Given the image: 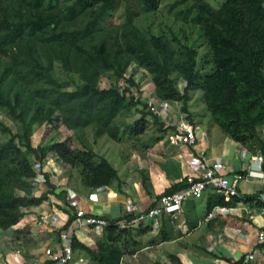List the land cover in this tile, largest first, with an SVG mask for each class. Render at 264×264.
<instances>
[{
	"label": "trees",
	"instance_id": "obj_1",
	"mask_svg": "<svg viewBox=\"0 0 264 264\" xmlns=\"http://www.w3.org/2000/svg\"><path fill=\"white\" fill-rule=\"evenodd\" d=\"M162 1L0 0V109L18 125L14 133L0 121V228L16 226L27 208L48 199L49 192L36 196L34 180L36 166L42 168L50 154L77 170L90 190L118 179L114 166L84 139L78 149L67 141L35 146L37 127L62 125L78 136L92 127L96 139L106 135L121 142L124 130L117 119L141 104V117L125 126L130 136L145 134L148 117L164 125L147 102L131 95V87L138 88L133 76L128 77L132 65L150 75L158 101L180 103L189 121L193 93L201 90L222 133L250 153L264 155V0H223L217 9L207 0H180L177 18L198 27L204 39L207 53L201 59L197 48L176 35H156L135 24L142 14L157 12ZM120 9L124 21L113 22ZM105 75L115 82L102 88ZM123 82L130 87L121 93ZM40 173L53 192L48 174ZM258 196L212 194L207 212L241 203L263 207ZM127 218L110 220L93 246L74 237V250L85 252L94 264H122L125 256L144 249V237L153 228L144 223L121 228ZM74 219L72 214L63 230ZM245 257L228 262L249 264Z\"/></svg>",
	"mask_w": 264,
	"mask_h": 264
},
{
	"label": "crops",
	"instance_id": "obj_2",
	"mask_svg": "<svg viewBox=\"0 0 264 264\" xmlns=\"http://www.w3.org/2000/svg\"><path fill=\"white\" fill-rule=\"evenodd\" d=\"M167 104V115L178 120L181 105L175 108L172 103ZM159 118L164 125L148 117L149 128L145 134L131 136L129 140L123 136L121 142L115 141L122 145L124 143L128 148L125 166L122 171L114 167L118 179L103 189L86 188L77 170L65 164L57 155L50 154L40 170L48 174L55 190L46 191V185L35 188L36 196L49 192L48 199L40 206L27 208L19 224L8 229L9 238L15 244L8 256H0V264L47 263L45 250H58L59 236L51 227L41 224V218L56 214L61 219L59 227L63 228L76 210L67 200L69 191L74 192L73 198L78 201V208L87 215L119 220L131 208L137 209L135 213L147 211L161 195L199 179L202 154L209 164L222 160L226 165L224 173L229 178L235 173L244 172L250 164V157H242L244 148L220 134L213 122L206 126L192 113V121H188L195 129L197 140L194 146H187L177 139L176 128L166 126ZM102 137L103 154H98L96 147ZM102 137L93 141L91 146L98 156L107 159L112 149V139L106 135ZM81 147L77 146V149ZM238 188L242 196H264V183L258 179L244 180ZM211 195L207 193L202 199L186 201L184 213L177 219L164 215L157 222H152L151 233L144 237V249L135 255L125 256L122 264H174L172 256L182 264H230L228 261L235 262L247 255L256 246L258 232L264 227L261 207L256 203H241L237 207L227 208V212L222 211V207H216L210 212L213 217L206 220L210 214L207 207ZM200 200L206 202L204 210L203 205L198 203ZM75 237L88 246L95 245L97 241L92 232L85 228L77 231ZM78 252L81 251H76V254ZM79 257L83 258L76 256ZM257 263L264 264V247H261L256 262L249 264Z\"/></svg>",
	"mask_w": 264,
	"mask_h": 264
},
{
	"label": "built area",
	"instance_id": "obj_3",
	"mask_svg": "<svg viewBox=\"0 0 264 264\" xmlns=\"http://www.w3.org/2000/svg\"><path fill=\"white\" fill-rule=\"evenodd\" d=\"M121 93L128 87V83H122ZM131 95L135 98H140L134 92V87H131ZM148 106L151 111L161 117L166 126L175 127L177 131V139L184 145L194 146L197 140L196 132L194 127L190 124L185 114L180 113V118L174 120V118L167 115L168 104L166 102H156L148 101ZM250 152L246 149L243 150L242 157L246 159L250 157V164L244 172L235 173L232 177H227L224 173L226 165L222 160L216 161L214 164H209L205 159L203 154L201 155L200 170L201 177L199 179L190 181L188 186L178 192L171 194H163L157 200L153 206H151L147 211L136 212L135 207L131 208L129 213L126 215L128 218L120 222L121 228H126L129 226H137L139 224H152L167 215L171 218L177 219L184 213V204L188 200L202 199L207 193L212 194H229L234 197H242L239 192V184L244 180L258 179L264 183V155L258 153L250 156ZM40 166H36L38 176L34 180L35 187L46 185L47 180L45 176L40 173ZM103 189V188H99ZM50 192V189L48 188ZM49 195V194H48ZM74 192L69 191L68 202L74 209L75 219L70 224L67 230H63L64 227H59L60 217L56 214H48L41 218V224L48 225L59 236V248L58 250H53L52 248H47L45 250V255L47 257V262L50 264H79L84 263L83 258H76V251L73 248V238L75 233L82 229H89L92 234L98 239L104 236L106 228L110 225L111 221L100 216L87 215L83 210L78 208V201L73 198ZM259 202H264V196H258ZM78 208V209H77ZM227 212V208L221 209ZM261 214L264 217V206L261 207ZM213 217V213H210L206 220ZM264 245V227L259 230L257 235L256 246L246 255L245 262L251 263L256 262L257 257L261 253L259 246ZM259 264V263H257Z\"/></svg>",
	"mask_w": 264,
	"mask_h": 264
},
{
	"label": "rangeland",
	"instance_id": "obj_4",
	"mask_svg": "<svg viewBox=\"0 0 264 264\" xmlns=\"http://www.w3.org/2000/svg\"><path fill=\"white\" fill-rule=\"evenodd\" d=\"M179 1L180 0H163L160 9L157 12L142 14L135 20V24L142 31H150L156 35H167L170 38H172L173 35H176L184 43L197 48L199 50V59H201L207 53L204 39L202 38L200 29L198 27H195L191 22L181 21L177 18V13L181 9L180 5H176ZM207 1L216 9L221 3H223V0ZM112 21L116 23L124 21L123 9H120L116 13L115 18ZM131 76H133L135 82L138 84V88L134 87V92L136 93V95H139V97H141L144 102L154 101V103L156 104L158 100L154 95L150 75L145 70L138 69L136 68V65H132L128 72V77ZM111 82H115V78L110 75H105L101 78V87H109L112 84ZM179 87L183 89L184 83L180 82ZM172 105L175 108H179L181 104L178 103L176 105L172 103ZM142 110H144V104L139 105L137 108L133 109L131 113H126L125 115H122L117 119L118 124L124 130V136L126 140H129L131 136L126 130L125 126L131 125L136 120H138L141 117ZM190 110L192 111L193 115H196L197 119L204 121V125L207 126L213 122L212 115L208 111L204 103L203 92L201 90L195 91L193 93V99L190 103ZM0 121H2L6 126L10 127L14 133L18 131L17 123L11 120L1 109ZM216 128L219 130L220 134H223L219 127L216 126ZM262 133L264 136V127L262 129ZM79 136L75 134V132L67 130L62 125L57 128H54L53 126L43 125L35 129L33 135V143L35 146H46L54 143L55 141H67L69 145L75 149L77 148V146L81 145V139H84L91 145L93 141L96 140L92 127L86 128L85 130L80 132ZM125 143L127 144L129 142ZM110 144H112V149H110L109 155H107L106 157L118 171H122L125 166V154L128 153V148L126 145H124V143L122 145L113 140L110 141ZM96 151L98 154H103V137L100 140L99 145L96 147ZM78 175L80 176L79 173ZM47 189L48 188H46V191ZM198 203H200V205H203L202 208L204 210L206 207L205 200H200L198 201ZM8 232V230H3L2 228H0L1 258L8 256L7 253L13 251L12 248L15 244L10 240ZM78 255L85 259L86 262L84 264H94V262L85 252H78L76 256Z\"/></svg>",
	"mask_w": 264,
	"mask_h": 264
}]
</instances>
